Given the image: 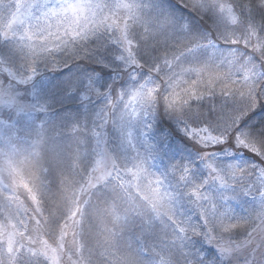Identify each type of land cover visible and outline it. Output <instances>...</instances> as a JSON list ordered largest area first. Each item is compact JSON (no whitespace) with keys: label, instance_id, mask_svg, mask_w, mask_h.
<instances>
[{"label":"snow or ice","instance_id":"obj_1","mask_svg":"<svg viewBox=\"0 0 264 264\" xmlns=\"http://www.w3.org/2000/svg\"><path fill=\"white\" fill-rule=\"evenodd\" d=\"M191 7L214 13L216 28L194 34L148 0H0V107L17 115L47 112L39 101L19 103L17 89L30 85L41 65L51 73L66 67L64 56L79 57L101 36L128 74L111 96L88 78L91 92L108 97L101 123L90 130L97 145L91 155L73 122L68 131L74 147L67 156L53 150L54 168L40 167L43 124L26 151L13 126L0 120L11 129L0 142L6 165H0V264H212L216 256L225 260L245 251L253 257L248 264L264 258V135L240 129L241 120L264 104L256 87H264V0H191ZM147 49L150 63L141 58ZM221 82L237 106L213 122L191 118L189 101L203 98V86ZM161 99L180 131L203 149L202 180L193 178L186 162H172L164 173L154 170L144 117L157 111ZM106 125L120 133L119 159L106 147ZM218 145L251 153L259 166L220 164L209 151ZM238 198L255 204L258 231L243 241L226 238L249 223L232 222V210L224 206ZM178 204L194 207L199 223L190 215L177 221ZM133 217L140 233L130 238ZM194 241L209 246L210 257Z\"/></svg>","mask_w":264,"mask_h":264},{"label":"trees","instance_id":"obj_2","mask_svg":"<svg viewBox=\"0 0 264 264\" xmlns=\"http://www.w3.org/2000/svg\"><path fill=\"white\" fill-rule=\"evenodd\" d=\"M148 2L153 6V8L159 12H163L168 16L180 21L182 23H187L194 34L202 35V33L209 34L213 30V25L217 26V22L213 18L205 16L203 19L197 17L193 13L189 12L187 9L181 7L177 0H148ZM1 51V50H0ZM117 54V50L113 47H108L102 54V63H89L86 61H79L70 63L66 67H62L60 70L50 73L41 72L35 80H40L41 78L50 79V87L47 88L46 95L51 101V106L45 113H37L36 123L26 138H32V136L37 131V125L43 124L45 143L48 146L49 152L53 153L49 145L48 136L49 130H57L61 134V131H65L68 123L78 122L75 118L67 115L68 112L76 114L78 118H82L85 113H93L95 111V105L90 102L91 98H94L95 94L91 92L88 88V78L92 77L91 85L96 90L103 92L108 90L112 92L117 87H123L128 82V74L122 69V66L115 61L114 56ZM153 52L151 49L142 50L141 58L142 62L150 63L152 59ZM3 55L0 54V57ZM107 65V66H105ZM130 71V70H129ZM109 85L112 87L109 88ZM73 99L69 100L65 98V93L72 92ZM82 95H87L90 97L88 100H81ZM55 98V99H54ZM99 103V101H97ZM2 117L8 119L5 112L1 111ZM63 115V117H61ZM75 119V120H74ZM195 120V118H194ZM216 117L211 113L208 114V119L206 121L213 122ZM199 122V120H196ZM63 127V128H62ZM156 129L159 132L164 133V139L169 142L176 141L177 145L181 151L180 155L186 156L187 153L193 157H197L202 154L203 149L193 141L188 140L183 137L180 132L174 127L172 122L166 119H158ZM241 130H250L255 132L257 135H264V104H259L254 111L249 112L240 122ZM72 139V138H71ZM73 141V140H72ZM74 147V142L69 149L70 151ZM225 146H218L216 148L209 149V151L223 152ZM234 152L243 153L248 157L257 158L242 150L231 148ZM58 151V149H57ZM194 248L201 252L205 257H210V252L208 250L209 246L203 244L202 242H193ZM212 253L215 249L211 250ZM219 257L216 256L212 259V264H218ZM250 261V257H249Z\"/></svg>","mask_w":264,"mask_h":264},{"label":"clouds","instance_id":"obj_3","mask_svg":"<svg viewBox=\"0 0 264 264\" xmlns=\"http://www.w3.org/2000/svg\"><path fill=\"white\" fill-rule=\"evenodd\" d=\"M177 3H179L181 7L187 9L189 12L193 13L194 15H196L201 19H203L205 16H208L213 18V20L217 22L214 13L211 12L202 13L200 11L193 9L191 7V0H177ZM215 28H216L215 25H213V30ZM108 47H110V45L107 44L106 39L103 38L102 36L100 39L94 38L88 43L87 50L81 51L79 57L64 56L62 58V64H66L68 66L70 63L79 62V61L96 63V60L102 58L103 52ZM223 50L227 51V49H223ZM39 70L41 72L47 71L44 65H41ZM228 83H230V81H228ZM123 87H117L116 91L119 92L120 90H122ZM203 87L205 91L203 98L200 101H189V108L187 109V111L191 118L207 120L209 113H211L213 116L217 118L222 113V111H230L232 108L237 106L235 95L233 94L232 96H228L223 92L224 82L217 83L212 89H208L206 85ZM256 87L258 91L262 95H264V87H261L260 83H257ZM74 92L75 91L65 93L64 94L65 98L69 100L73 99L74 97L72 96V94ZM164 94H167L166 87L164 90ZM111 95H113V93L109 91V96ZM89 98L90 97H88V99ZM107 100L108 97H105L103 95L101 96L95 95L94 98H91L90 100V102L95 105V111L91 114L85 113L82 118H78L76 114L71 112L67 114V115L71 114V117L78 120L77 123H79L80 128L83 130L81 134V139L84 141L83 147L87 149L89 155H91L97 148L95 140L90 136V130L97 128L101 123V120L99 119V114L106 111ZM97 101H99V103H97ZM61 117H63V115ZM158 119L170 120L178 125L177 121L172 116H170L169 113L165 110L162 99L160 100V103L157 106V111L154 114L151 113L150 111L144 117V123L150 125V130H151L153 124ZM72 123H68L66 128V135L68 136H71L69 134L68 129L71 127ZM105 139L107 141L106 147L117 159H119L120 156L122 155V145L120 140V133L117 131V129L114 126H109V125L105 126ZM15 141L20 148L26 151L29 150L31 147V138L20 136L18 133H16ZM4 150H5L4 144L0 143V152H3ZM65 155L67 156L68 152H65ZM4 159L5 158H0V165L6 167V165L4 164ZM36 163L40 167L54 168L55 161L53 159V153L49 152L46 143L42 145L40 156L37 158ZM234 205H239V208L234 207ZM224 206L231 208L232 216L230 219L232 222L243 219L249 220V223L245 225L244 228L238 230V232L233 234L231 237H226V238H230L237 241H243L248 239L251 233H257L258 231L257 226L254 222H252L253 221L252 213L255 208V204L252 200L238 198L235 201L225 202ZM189 211L191 212L190 216L192 223L193 224L199 223L197 220H193V217H196V209L191 205H185V206H180L179 204L177 205V213H176L177 221H179L184 216H188L189 214L187 213ZM209 227H212L211 223L209 224ZM139 233H140L139 218L133 217L129 231V237L130 238L134 237ZM249 256L250 255L246 251L240 252L233 255L229 259L221 260L219 258L218 264H248ZM254 264H264V258L258 257V260L254 262Z\"/></svg>","mask_w":264,"mask_h":264},{"label":"rangeland","instance_id":"obj_4","mask_svg":"<svg viewBox=\"0 0 264 264\" xmlns=\"http://www.w3.org/2000/svg\"><path fill=\"white\" fill-rule=\"evenodd\" d=\"M202 35H207V33H202ZM0 54L3 55L2 50L0 51ZM49 80L50 79L41 78L40 80L36 81L34 79L30 85L19 87L17 89L19 92L17 95L18 102L21 104H29V103H36L37 101H39L40 103H45L47 105V108H49L51 106L50 104L51 101L46 95L47 88L50 87ZM22 98H26V99H22ZM1 111L5 112V114L8 116V119L2 117V115L0 114V120H4L7 123L11 124L20 136L23 134L25 136L27 134L29 135V133L31 132V130L33 129L36 123L34 121L36 120V116H37L36 112H30L27 115L25 114L17 115L14 110H9L4 107H0V112ZM70 112L72 113V111ZM69 116H71V114H69ZM157 121L153 124L151 130L148 133L149 141L153 145V149L155 151V158L153 160L154 170L160 173H164L166 172L167 167L170 163L186 162L192 165L193 178L196 181L202 180L207 175V171L203 167L202 162L200 161L201 155L197 157H193L188 153L186 156L180 155L181 151L179 148V144L177 145L176 141L171 143L167 139H164V135H163L164 133L159 132L156 129ZM172 124L183 137L187 138V136L180 131V127H181L180 125H177L173 122ZM48 132H49V136H48L49 138L46 141L49 142V145L51 147L50 151L53 150L57 151L58 149V151L63 150L64 152H68V150L66 149H69L71 147L73 143L72 141L73 138L71 136L66 135V130L64 132L61 131V134L58 133L57 130H49ZM10 134H11V129L5 128L2 125H0V142H2ZM224 146L225 148L223 149L224 150L223 152H216L215 150L210 151L211 153H214L216 160L220 164L235 162L240 165L256 164L259 166V161H256L254 158L248 157L243 153L237 154V152L231 150L232 147L228 145H224ZM227 153H231V156H228ZM234 207L239 208V205H234ZM187 214L191 215V212L189 211ZM193 220H197V217H193ZM249 257L250 260L253 259L251 255Z\"/></svg>","mask_w":264,"mask_h":264}]
</instances>
